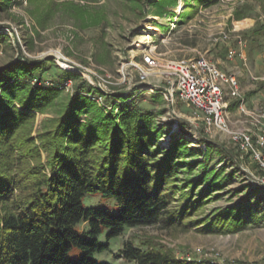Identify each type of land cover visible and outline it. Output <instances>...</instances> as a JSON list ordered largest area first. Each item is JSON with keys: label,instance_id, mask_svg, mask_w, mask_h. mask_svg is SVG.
Masks as SVG:
<instances>
[{"label": "rangeland", "instance_id": "rangeland-1", "mask_svg": "<svg viewBox=\"0 0 264 264\" xmlns=\"http://www.w3.org/2000/svg\"><path fill=\"white\" fill-rule=\"evenodd\" d=\"M263 17L262 0H5L0 9V35H4L0 40V69L20 61H46L44 81L34 80L33 84L63 88L61 96L21 130L17 139L33 140L31 147L18 155L22 170L46 167L48 154L41 148L42 137L54 130L62 105L82 82L101 93L82 95L95 101L105 115H116L126 108L147 111L156 117L155 129L161 134L157 145L166 152L183 139L190 143L188 151L194 153L180 159L183 165L172 181L176 192L169 207V211H177L190 195L200 200L202 206L183 221L188 226L158 222L127 229L101 259L110 257L111 264H126L120 251L132 243L169 252L179 261L190 256L193 264H264L261 173L242 160L227 139L209 134L194 108L181 101L169 103L162 69L150 71L141 63L142 56L155 49L164 60L202 55L220 63L224 70L238 66L245 75L250 70L261 76ZM248 20L241 27L253 24L252 28L240 32L247 41L245 67L238 58L229 62L227 48L214 40L222 33L234 37L240 23ZM143 72L150 74L144 83ZM17 170L21 171L20 166ZM204 172L210 175L200 182ZM88 205L98 207L100 201L94 199ZM233 206L241 211L245 225L233 221L228 230H204ZM76 254L78 251H73L69 257L74 259Z\"/></svg>", "mask_w": 264, "mask_h": 264}, {"label": "trees", "instance_id": "trees-1", "mask_svg": "<svg viewBox=\"0 0 264 264\" xmlns=\"http://www.w3.org/2000/svg\"><path fill=\"white\" fill-rule=\"evenodd\" d=\"M4 3L0 0V9ZM46 65L20 61L0 69V264H111L110 257L100 256L127 229L158 222L187 227L183 221L202 206L200 200L190 195L177 211L169 207L180 159L194 155L190 143L178 139L165 152L157 145L161 134L154 114L126 108L107 116L82 95L101 94L86 82L62 105L54 130L42 137L46 167L21 169L18 155L33 143L17 139L21 130L62 94L63 88L33 84L44 81ZM209 175L204 172L200 182ZM94 199L98 207L88 205ZM241 214L233 206L204 230H228L233 221L245 225ZM120 254L126 264H184L169 252L132 243Z\"/></svg>", "mask_w": 264, "mask_h": 264}, {"label": "built area", "instance_id": "built-area-1", "mask_svg": "<svg viewBox=\"0 0 264 264\" xmlns=\"http://www.w3.org/2000/svg\"><path fill=\"white\" fill-rule=\"evenodd\" d=\"M251 26L237 28L234 37L222 33L214 40L227 48L229 62L234 63L238 58L248 67L247 41L240 32ZM160 57L155 49L150 50L142 56L141 63L150 71L162 69L164 95L169 103L181 101L194 108L196 115L201 114L206 131L227 139L242 160L256 166L264 182V74L257 76L249 70L245 75L238 66L224 70L220 63L202 55L179 60ZM149 75L143 72L141 82H146ZM243 78L248 86H244ZM181 261L193 264L190 256Z\"/></svg>", "mask_w": 264, "mask_h": 264}, {"label": "bare ground", "instance_id": "bare-ground-1", "mask_svg": "<svg viewBox=\"0 0 264 264\" xmlns=\"http://www.w3.org/2000/svg\"><path fill=\"white\" fill-rule=\"evenodd\" d=\"M250 21L248 20V21H245V22H243V23H240V25H239V27H241L242 25H245V24H248ZM63 66H65L64 64H62Z\"/></svg>", "mask_w": 264, "mask_h": 264}, {"label": "water", "instance_id": "water-1", "mask_svg": "<svg viewBox=\"0 0 264 264\" xmlns=\"http://www.w3.org/2000/svg\"><path fill=\"white\" fill-rule=\"evenodd\" d=\"M258 181L263 183V181H261V180H259V179H258Z\"/></svg>", "mask_w": 264, "mask_h": 264}, {"label": "crops", "instance_id": "crops-1", "mask_svg": "<svg viewBox=\"0 0 264 264\" xmlns=\"http://www.w3.org/2000/svg\"><path fill=\"white\" fill-rule=\"evenodd\" d=\"M246 82L245 81H243V84H245Z\"/></svg>", "mask_w": 264, "mask_h": 264}]
</instances>
